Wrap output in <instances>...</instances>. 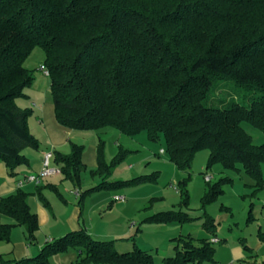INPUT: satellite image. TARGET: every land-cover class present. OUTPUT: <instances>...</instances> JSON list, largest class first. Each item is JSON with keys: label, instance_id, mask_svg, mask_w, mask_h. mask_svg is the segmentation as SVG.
I'll return each mask as SVG.
<instances>
[{"label": "trees", "instance_id": "1", "mask_svg": "<svg viewBox=\"0 0 264 264\" xmlns=\"http://www.w3.org/2000/svg\"><path fill=\"white\" fill-rule=\"evenodd\" d=\"M37 47L44 52L55 118L62 127L115 128L129 136L146 131L152 140L162 135L163 152L182 171L196 152L208 149V167L241 164L257 189L264 188V143L254 145L241 126L248 122L264 133V0H0V163L10 175L29 165L26 148L39 149L29 128L32 110L17 105L33 82L24 63ZM220 80L260 96L248 108L207 106ZM103 143L91 175L104 180L123 151L107 164ZM70 147L67 155L54 152L53 161L66 180L80 186L84 147ZM147 179L102 181L97 189ZM187 180L178 189L185 202ZM214 189L205 196L207 202L215 200ZM36 194L48 206L40 188ZM27 198L21 189L0 198V217L14 220L0 219V241L9 242L12 228L22 226L34 242L39 223ZM148 220L169 225L192 218L168 211ZM203 227L207 237H180L174 256L163 264L215 263L210 242L215 224L206 216ZM70 247L85 256L83 264H153L146 252L119 253L111 242L93 240L84 230L47 242L37 257L16 263L46 264L49 256ZM244 250L250 248L244 245Z\"/></svg>", "mask_w": 264, "mask_h": 264}, {"label": "rangeland", "instance_id": "2", "mask_svg": "<svg viewBox=\"0 0 264 264\" xmlns=\"http://www.w3.org/2000/svg\"><path fill=\"white\" fill-rule=\"evenodd\" d=\"M43 64L44 52L37 47L24 63L31 71L33 82L24 91L26 98L17 100V105L21 108H31L35 111L33 102L42 105L44 98L52 101L50 80L40 69ZM259 96V93L248 92L231 80H220L215 83L207 106L222 108L230 103H238L248 108L251 99ZM35 118L33 116L29 118L30 132L40 147L45 136ZM241 126L254 145L259 146L264 143V133L258 128L248 122H242ZM76 131L86 138V141L74 139L73 142L84 144L86 152L92 139L98 142L96 137L100 133L104 141L107 164L111 165L120 150L123 151L121 159L120 156L117 158L119 161L112 165L111 174L104 180L100 175L92 177L91 171L95 169L90 165L89 159H87V169L81 172L79 191L85 192L95 188L88 194L84 204L85 212L88 213L89 210L92 212L88 215L91 221L88 222L91 226V233L88 235L93 240L111 242L119 253L138 249L150 254L153 264H163L164 258L174 256L180 237L192 236L201 239L208 236L209 231L202 224L208 216L215 224V233L220 243L212 245L215 263L204 264H264V188L257 189L254 179L241 164L233 169L225 168L221 163L208 167L210 151L202 149L195 153L189 168L182 171L169 160L166 153H161V150H165L162 135L157 140H152L146 131L133 136L115 128H107L101 132ZM26 151L35 153L37 150L29 147L23 153ZM262 175L264 178V165ZM59 176L60 179H57L59 190L72 208L78 202L73 196L75 185L66 180L62 174ZM142 176H148V179L142 183L119 189H97L102 181L109 183L129 181ZM205 176L211 178L209 184L205 181ZM185 178H188L187 202L178 191ZM211 188H215L218 193L214 201L207 202L205 196L211 192ZM21 190L26 192L23 188ZM49 195L48 200L59 213V209L61 211L64 204L55 193ZM114 195L123 196L126 202L112 203L110 198ZM101 200L109 202L104 209L97 212L100 205L97 207L96 204ZM111 203L110 209L108 206ZM111 210H113L112 214H110ZM168 211L184 212L192 220L169 225L148 220L154 214ZM0 219L3 223L14 224V220L8 216L2 215ZM47 238L45 230L39 228L34 242L30 243L25 228L14 226L10 241H0V264H17L16 261L19 260L17 252L22 245L30 248L23 258L37 257L42 247L46 245ZM235 245L241 248L246 245L253 249V256L244 255L242 260H234L231 247ZM84 257L78 249L70 247L64 253L49 256L46 264H83L81 259Z\"/></svg>", "mask_w": 264, "mask_h": 264}, {"label": "crops", "instance_id": "3", "mask_svg": "<svg viewBox=\"0 0 264 264\" xmlns=\"http://www.w3.org/2000/svg\"><path fill=\"white\" fill-rule=\"evenodd\" d=\"M32 106L35 108V111H33V109L30 108L33 112L32 116L33 118L36 117L35 118L36 122L41 127L45 139L43 140V144L42 145L40 144L39 149L35 153L31 151H26V153H23L25 157L29 160V165L18 167L13 175H10L5 165L3 163H0V198L13 194L18 189L23 188L26 191L25 193L28 194V198H27L28 205L30 206L31 210L37 215L39 228L45 230V234L48 235V238L46 239L45 243L51 242L52 240L55 239L62 238L71 232H76L80 230H84L86 233L90 234L91 226L89 225L88 222L91 221H89L88 215H91L92 212H90L89 210V212L86 213L84 204L88 194L92 193L93 190L91 191L90 189L89 192L85 193L86 191L81 192L79 191L80 189L78 186H74L75 191H73V196L75 199H77L78 202L76 206L71 208L68 205L69 202L61 194L59 190V186L57 184V179H60L59 175L61 174V172H59L56 175L42 179L38 184L26 182L23 185L24 187L22 186L21 188H18V182L20 180H22L24 177H26L29 174H36L40 171L42 167L43 155L46 152L48 151L52 152L51 166L60 169L58 166L55 165L53 161L54 159L53 153L59 152L63 155H67L71 151V147H70L71 144H77L73 142L74 139L75 141L76 139H83V142L86 141L85 140L86 138L80 136L79 135L80 133H76L77 132L76 130L66 129L58 124L55 118V112L52 101L48 100L47 98H44L42 105L33 102ZM29 128L31 129L30 121H29ZM97 135L98 136L96 137V139H98V142L103 141V139L100 136V133H98ZM98 142L92 139L90 141V146L87 152L85 150L84 144L83 145L77 144L84 147V151L82 153V163L86 169L88 167L87 159L90 160L89 161L90 165L94 166V169H96L97 167ZM54 179H56V181ZM38 188H40L41 194L47 201L48 206H46L42 201L39 200L36 194ZM53 188H55L59 192L60 196L54 191ZM54 193L64 204L63 209L61 211L59 209V213L58 211L55 210V208L51 204V201H49L47 198L50 196L49 194H54ZM116 196L119 195L111 196L110 199L112 203L120 202V201H114V197ZM108 202L109 201L107 200L106 201L101 200L97 202L96 204L97 207L98 205L100 206L96 211L98 212L101 209H104L105 205H107ZM125 202L126 201L120 203H125ZM112 203L109 204L108 206L110 207V209ZM112 213L113 210L110 211V214ZM214 237L218 238L217 234ZM214 237H211V239ZM243 248H241L239 245H235L231 247L232 249L231 253L234 257V260H242L244 258V255L249 256L250 254L251 256H253V249L250 248V251H246V250L244 251ZM29 249L30 248H28L27 246H23V245L20 246V249L17 252L18 259L19 260L24 259L23 257H26Z\"/></svg>", "mask_w": 264, "mask_h": 264}, {"label": "built area", "instance_id": "4", "mask_svg": "<svg viewBox=\"0 0 264 264\" xmlns=\"http://www.w3.org/2000/svg\"><path fill=\"white\" fill-rule=\"evenodd\" d=\"M42 70V72L44 73V75L46 77H48V71L44 66H41L40 68ZM161 153H164L163 150L161 151ZM51 158H52V152L48 151L43 155V159H42V167L40 169V171L36 174H29L26 177H24L22 180H20L18 182V188H21L24 183H40V181L44 178L56 175L60 172V169L58 168H54L51 166ZM211 178L208 176H205V181L206 182H210ZM114 201H120V202H124L125 199L124 197L121 196H116L114 197ZM210 242L212 244H216L219 243L220 240L216 237L212 238L210 240Z\"/></svg>", "mask_w": 264, "mask_h": 264}]
</instances>
